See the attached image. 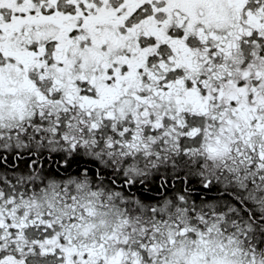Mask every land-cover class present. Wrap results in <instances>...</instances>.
<instances>
[{"label":"snow or ice","instance_id":"1","mask_svg":"<svg viewBox=\"0 0 264 264\" xmlns=\"http://www.w3.org/2000/svg\"><path fill=\"white\" fill-rule=\"evenodd\" d=\"M0 264H264V0H0Z\"/></svg>","mask_w":264,"mask_h":264}]
</instances>
